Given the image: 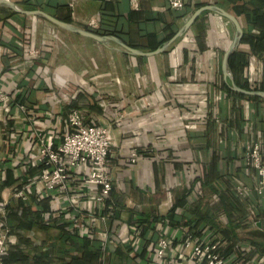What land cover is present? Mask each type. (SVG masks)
<instances>
[{"label": "crops", "instance_id": "0c3cea01", "mask_svg": "<svg viewBox=\"0 0 264 264\" xmlns=\"http://www.w3.org/2000/svg\"><path fill=\"white\" fill-rule=\"evenodd\" d=\"M8 1L60 20L69 16L76 26L115 35L145 52L171 40L194 11L208 5L236 16L243 32H257L229 0H184L180 10L167 0ZM234 35L229 19L204 9L162 53L132 55L114 41L97 42L0 3V90L9 96L0 105V184L8 178L0 203L12 199L22 176L36 177L38 136L60 140L69 131L72 104L85 124L108 127L113 138L106 200H96L83 166L69 175L68 191L48 194L50 210L62 212L70 236L56 227L29 232L41 250L59 257L52 264H202L183 243L191 230L187 221L195 218L190 209L200 204L194 193L206 186L214 190V205L224 203L236 214L225 216L226 223L246 221L264 232V193H257L255 170L245 163V150L254 142L264 159V98L255 106L243 100L244 112L233 111L237 98L226 92L230 79L225 80L222 59ZM66 41L76 54L75 45L84 46L81 65L73 51L60 46ZM235 50L248 54L242 77L253 87L264 86V52L256 56L241 42ZM211 165L217 178L202 186L198 179ZM198 231L191 233L229 249L225 256L232 264H264V251L234 241L229 229L201 225ZM162 236L169 246L159 257ZM17 241L11 234L10 244Z\"/></svg>", "mask_w": 264, "mask_h": 264}, {"label": "built area", "instance_id": "2783aa9c", "mask_svg": "<svg viewBox=\"0 0 264 264\" xmlns=\"http://www.w3.org/2000/svg\"><path fill=\"white\" fill-rule=\"evenodd\" d=\"M136 5V1H132ZM172 9L180 10L184 0H167ZM89 25L97 26L95 20ZM9 99L8 94L0 90V105ZM69 131L60 140L46 139L38 136L39 154L37 162L40 170L36 177L21 185L12 192L15 199H28V191L35 189L43 197L49 192L64 193L69 188V175L75 170L86 166L88 168V182L96 187L97 201H104L112 190V179L107 171L108 157L113 143L112 134L108 127L85 124L78 109H73L67 119ZM130 162L137 160V154L131 153ZM245 163L254 168L256 173V191L264 193V159L262 148L258 142L250 143L245 150ZM41 190L37 191V187ZM6 202L0 203V264H7L2 260L10 242L9 230L4 222ZM183 243L184 249L190 251L194 260L202 264H232L225 249L219 241L197 237L186 232ZM169 246V238L162 236L157 242V255L163 257ZM251 264V263H245Z\"/></svg>", "mask_w": 264, "mask_h": 264}, {"label": "trees", "instance_id": "16d2710c", "mask_svg": "<svg viewBox=\"0 0 264 264\" xmlns=\"http://www.w3.org/2000/svg\"><path fill=\"white\" fill-rule=\"evenodd\" d=\"M235 5V12L243 14L245 21L250 29L257 32L245 31L241 39V43L248 44L251 52L256 56H261L264 52V0H229ZM65 22H71L70 17L66 16L62 19ZM96 32V31H95ZM99 33V32H97ZM101 34V33H100ZM104 34V33H103ZM157 49V47H155ZM155 50V49H154ZM248 54L243 51L235 50L228 58V64L234 75V81L236 85L244 89H258L264 90V86L261 85L257 88L250 87L248 81L242 77L243 69L247 65ZM226 92L236 98H247L250 101L257 102L260 100L258 96H246L244 94L233 91L228 84L225 86ZM76 108V105H71L69 110ZM69 111V112H70ZM40 170V167H36ZM214 167L211 165L209 174L201 175L198 179L202 186L210 185L217 177L214 174ZM6 180H2L0 189L8 184ZM27 176L21 177L20 183L15 189L21 187L22 184L29 182ZM35 205L32 204V202ZM106 200V199H104ZM50 197L45 195L40 197L35 189L28 191V199H12L6 204L4 222L9 230V235H17L18 241L11 245L8 244V250L3 255L2 260L7 264H52L54 260L59 259L56 255H51L50 250L45 252L39 248L34 238L29 234L31 231H47L50 228H59L66 234V238L70 236L67 224L62 222V212L52 211L49 207ZM198 202L193 206L198 208ZM179 205H183V202H179ZM173 210V209H171ZM211 211L196 217L194 220L187 221L191 230L195 234H201L198 231V227L201 225L209 226L211 229L215 227V223L212 220ZM203 223V224H202ZM28 233V234H27ZM64 234V235H65ZM69 235V236H68ZM211 239V238H210ZM215 241H219L214 239ZM50 245V249H52ZM96 247V246H95ZM259 247H256L258 249ZM227 251V253H226ZM225 251L228 254L229 249Z\"/></svg>", "mask_w": 264, "mask_h": 264}, {"label": "water", "instance_id": "95a60500", "mask_svg": "<svg viewBox=\"0 0 264 264\" xmlns=\"http://www.w3.org/2000/svg\"><path fill=\"white\" fill-rule=\"evenodd\" d=\"M0 3L11 7L13 10H15L17 12H21V13H24L27 15H39V16L45 18L51 24H53V25H55L61 29L79 34L83 37L91 38L97 42L106 43L109 41H114L115 43L120 45L125 52L130 53L132 55H145V56H150V55L162 53L167 48V46L172 42V40L174 38H176L177 36L181 35L194 22V20L197 18V16L204 9H210V10L217 11L222 16L229 19L235 26L234 38H233L230 46L228 47V49L224 52L223 59H222V69H223V73H224V77H225L226 82H227V78H229L230 82L229 83L227 82V83H228L229 87L235 92L244 94L246 96H258V97L264 98V90L244 89V88L236 85V83L233 79V75H232V73L229 69V66H228V58H229V55L239 46L241 39H242V36H243V29H242V26H241V24H240V22L236 16L228 13L227 11H225L219 7H216L213 5H208V6H203V7L198 8L196 11H194V13L186 21L184 26L175 34V36L171 40L167 41L161 47L155 49L154 51L145 52V51H141L139 49H135L133 47H130L129 45L125 44L121 39H119L115 35L100 34V33H97L95 31L76 26L73 23H69V22H65L63 20H60V19L50 15L49 13H47L43 10H31V11L23 10V9L17 7L13 2L8 1V0H0Z\"/></svg>", "mask_w": 264, "mask_h": 264}, {"label": "rangeland", "instance_id": "374dc122", "mask_svg": "<svg viewBox=\"0 0 264 264\" xmlns=\"http://www.w3.org/2000/svg\"><path fill=\"white\" fill-rule=\"evenodd\" d=\"M29 39H31V37H29ZM86 41H88V40H86ZM88 42H90V41H88ZM60 46L62 48H65L68 52L69 51H73V53L75 55H77V58H76L77 59V62H76V64L81 65L80 64L82 62V59L81 58H83V56H84L83 55L84 52L82 50L84 48V46L81 45V43H77V45H75L78 48V53L77 54L73 50L74 48L72 46H70V44H69L68 41H66V45L65 46H63V44H60ZM68 59H69V57H68ZM69 61H70V59H69ZM250 87H253V86L250 84ZM254 87H258V86H254ZM234 98H236V97H234ZM243 100L244 101H248L247 105L253 104V106H255L256 104H258L256 102L250 101L247 98H241V99L237 98L236 102H234L235 107H234L233 111L235 110L236 113L237 112L238 113L244 112V110H245L244 109L245 108V106H244L245 105V102L243 103L242 102ZM259 103H263V101L261 102V100H260ZM255 111H256V108L254 107L253 108V112L251 111V115L254 116V117H256V115H257L256 114L257 111L256 112ZM234 117H235V115H232V113H231L230 119L232 120ZM191 178H192V176L189 175V179L187 177L186 180H188L190 182L191 181ZM201 188L203 190L197 188L199 190L197 191V189H196V192L194 193V196H196L195 201L200 200L199 201L200 204H199L198 208H194L193 209V207H192L190 209V212H192L193 216L196 218V217H199L202 214H204L206 212H210V210H212V213H211V217L210 218L216 216V219H218V221H217L215 218L214 219L212 218V220L215 223V226H217V227L219 226V227H222L224 229H226V228L229 229V234H231V236H233L235 238L234 241H242V243H247V245H251L252 243H254V245H256V246L259 247V249H261L262 251H264V241H259L261 239H264V232H262V233L261 232H255V230L253 228H251L250 225H248L247 223H245L246 221H240L238 223H234V221H233V222H230V223H226L227 220L225 219L226 218L225 216L231 218L232 216H235L236 214H234V213L230 214L229 211L226 209V207H225L226 205L224 203H221L220 206L214 205V203L212 202L213 201V196L212 195L214 193L213 192L214 190L211 188V186H206V187H201ZM221 194H223V193L221 192ZM225 196H227V198L225 197V199L229 201L230 198H228V197H230V196H228V195H225ZM222 199H223V196H222ZM230 201H232L234 204H236V202H234L233 200L230 199ZM238 212L241 215L244 214V213H242V210H240V209H239ZM248 236L249 237H254V240H251ZM245 239H247L249 242H243V240H245Z\"/></svg>", "mask_w": 264, "mask_h": 264}]
</instances>
